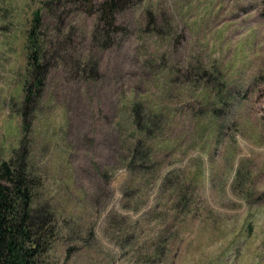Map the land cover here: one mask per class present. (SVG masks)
I'll return each mask as SVG.
<instances>
[{
    "label": "rangeland",
    "instance_id": "rangeland-1",
    "mask_svg": "<svg viewBox=\"0 0 264 264\" xmlns=\"http://www.w3.org/2000/svg\"><path fill=\"white\" fill-rule=\"evenodd\" d=\"M102 1L0 0V161L28 148L54 263L264 264V0H129L110 48ZM146 114L162 122L134 172Z\"/></svg>",
    "mask_w": 264,
    "mask_h": 264
},
{
    "label": "trees",
    "instance_id": "trees-1",
    "mask_svg": "<svg viewBox=\"0 0 264 264\" xmlns=\"http://www.w3.org/2000/svg\"><path fill=\"white\" fill-rule=\"evenodd\" d=\"M82 1L93 3V0ZM129 3V0H103L97 6L99 22L105 24L110 34L109 39L102 43L103 48L114 46V35L119 31L117 17ZM33 15L27 47L32 52L29 64L34 81L32 85L26 86L27 102L39 98L38 94L44 86L45 68L42 61L45 47L37 27L41 24L40 11ZM160 122L153 119L151 114H146L144 119L133 117L136 137L127 159L130 170L135 172L139 163L143 164L141 168L148 170V164L152 162V150L147 143L155 138L156 126ZM29 123L27 128L31 126ZM141 134L144 137L137 138ZM28 155L26 147V152L23 149L15 157L0 161V264H55L51 253L60 238L57 214L51 202L41 198L42 179L36 176Z\"/></svg>",
    "mask_w": 264,
    "mask_h": 264
}]
</instances>
